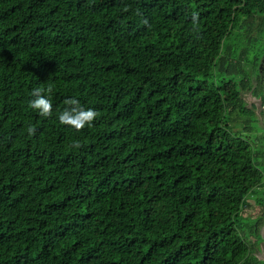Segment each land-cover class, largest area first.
I'll use <instances>...</instances> for the list:
<instances>
[{"label":"trees","instance_id":"16d2710c","mask_svg":"<svg viewBox=\"0 0 264 264\" xmlns=\"http://www.w3.org/2000/svg\"><path fill=\"white\" fill-rule=\"evenodd\" d=\"M263 57L264 0H0V264H264Z\"/></svg>","mask_w":264,"mask_h":264},{"label":"clouds","instance_id":"9594fccd","mask_svg":"<svg viewBox=\"0 0 264 264\" xmlns=\"http://www.w3.org/2000/svg\"><path fill=\"white\" fill-rule=\"evenodd\" d=\"M67 106L59 113L58 120L61 124L69 125L75 129H80L86 124H90L96 116L94 109L80 104L79 100L69 98ZM32 109L37 110L42 116H49L53 111V103L40 89L33 90L30 101Z\"/></svg>","mask_w":264,"mask_h":264},{"label":"flooded vegetation","instance_id":"af4514ba","mask_svg":"<svg viewBox=\"0 0 264 264\" xmlns=\"http://www.w3.org/2000/svg\"><path fill=\"white\" fill-rule=\"evenodd\" d=\"M261 61H262V58H261ZM258 68H259V66H258ZM259 74H261V75L264 74V63H263L262 71L261 72L259 71ZM260 79L256 80L255 77H251L252 83H251L250 89L249 90H244V91L241 92L242 93L241 97H242V100L244 102V105L246 106V108L248 110L253 112V115L257 118L256 120H258V119L262 120V116L261 115L262 114L264 115V112H263V110L261 108L262 106H264V101L262 99L263 93L260 91V88H261L260 83L262 81V76H261ZM258 99L261 100V106H260L259 112H258L257 105L254 103V101H256ZM260 233H262V229L260 230ZM261 242H262V240L260 241V244H261ZM260 249H261V247L259 246V248L256 251L257 256H258L259 259H260L259 255L261 253Z\"/></svg>","mask_w":264,"mask_h":264},{"label":"rangeland","instance_id":"374dc122","mask_svg":"<svg viewBox=\"0 0 264 264\" xmlns=\"http://www.w3.org/2000/svg\"><path fill=\"white\" fill-rule=\"evenodd\" d=\"M260 85L262 87L261 88V92L264 93V74L262 76V81H261ZM248 118L254 119L253 116L252 117L249 116ZM245 119H247V117L246 118H239V121L235 122L236 124H233V128H234L235 131H237V129H239V130L241 129V126L243 124L242 122ZM260 130H262V129H260V128L255 129V131L258 132V133H261ZM249 212H251V211H249ZM244 213H245V211H244ZM247 215L250 216L251 214L248 213ZM261 235H262V233L260 235H258L257 237H261ZM260 240H262V242H261V244L259 243V245H258V248H259V246L261 247V249H260L261 250V253H260L259 257H260V259L263 260L264 259V239H260Z\"/></svg>","mask_w":264,"mask_h":264},{"label":"water","instance_id":"95a60500","mask_svg":"<svg viewBox=\"0 0 264 264\" xmlns=\"http://www.w3.org/2000/svg\"><path fill=\"white\" fill-rule=\"evenodd\" d=\"M263 63H264V57L262 58V61L261 63L259 64V71L261 72L262 71V68H263ZM254 103L257 105V108H258V112L260 110V106H261V100L258 99L256 101H254ZM263 112H264V106L261 107ZM261 239H264V226L262 228V235H261ZM264 260V259H263Z\"/></svg>","mask_w":264,"mask_h":264}]
</instances>
